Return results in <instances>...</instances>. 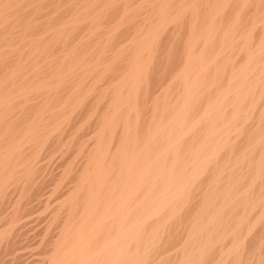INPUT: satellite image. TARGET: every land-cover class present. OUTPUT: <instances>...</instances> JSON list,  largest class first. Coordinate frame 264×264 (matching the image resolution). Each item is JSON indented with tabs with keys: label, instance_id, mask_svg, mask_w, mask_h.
Segmentation results:
<instances>
[{
	"label": "bare ground",
	"instance_id": "1",
	"mask_svg": "<svg viewBox=\"0 0 264 264\" xmlns=\"http://www.w3.org/2000/svg\"><path fill=\"white\" fill-rule=\"evenodd\" d=\"M0 264H264V0H0Z\"/></svg>",
	"mask_w": 264,
	"mask_h": 264
}]
</instances>
